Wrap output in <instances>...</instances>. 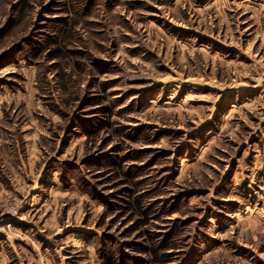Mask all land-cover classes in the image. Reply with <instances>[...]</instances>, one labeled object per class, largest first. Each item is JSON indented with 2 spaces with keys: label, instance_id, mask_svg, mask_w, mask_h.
I'll return each mask as SVG.
<instances>
[{
  "label": "rangeland",
  "instance_id": "rangeland-1",
  "mask_svg": "<svg viewBox=\"0 0 264 264\" xmlns=\"http://www.w3.org/2000/svg\"><path fill=\"white\" fill-rule=\"evenodd\" d=\"M0 264H264V0H0Z\"/></svg>",
  "mask_w": 264,
  "mask_h": 264
}]
</instances>
